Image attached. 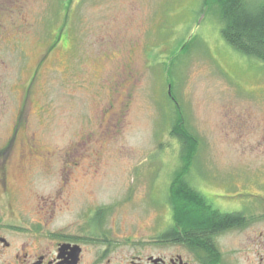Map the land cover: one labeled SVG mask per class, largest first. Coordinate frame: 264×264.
<instances>
[{"label":"rangeland","instance_id":"rangeland-1","mask_svg":"<svg viewBox=\"0 0 264 264\" xmlns=\"http://www.w3.org/2000/svg\"><path fill=\"white\" fill-rule=\"evenodd\" d=\"M219 16L204 0H0V147L20 124L13 163L28 141L39 160L12 164L0 192L37 220L61 189L58 225L102 206L118 236L157 235L182 164L178 107L199 140L192 186L260 204L264 63L224 39Z\"/></svg>","mask_w":264,"mask_h":264},{"label":"flooded vegetation","instance_id":"flooded-vegetation-1","mask_svg":"<svg viewBox=\"0 0 264 264\" xmlns=\"http://www.w3.org/2000/svg\"><path fill=\"white\" fill-rule=\"evenodd\" d=\"M115 117L113 124L118 127V112ZM20 127L16 125L0 147V184L5 190L12 164L22 173H34L39 167L31 141L26 146L20 142L22 152L17 162L12 161ZM68 165L73 171L79 163ZM10 193L0 192V264H264V197L258 194L260 204L251 206L245 194L212 197L199 192L206 203L201 207L212 219L206 223L211 230L194 239L188 224L176 219L170 199L168 221L160 233L118 236L115 227L108 228L104 214L109 211L102 206L81 220L56 224L53 218L61 208L59 202L65 201L61 189L54 192L51 204H39L37 220L27 219L32 218L29 211L17 210ZM235 233L240 235L230 240Z\"/></svg>","mask_w":264,"mask_h":264},{"label":"trees","instance_id":"trees-1","mask_svg":"<svg viewBox=\"0 0 264 264\" xmlns=\"http://www.w3.org/2000/svg\"><path fill=\"white\" fill-rule=\"evenodd\" d=\"M210 3L217 4L224 39L235 49L264 63V1L253 4L248 0H204L205 5ZM64 29L65 26H62L58 31L56 44L61 41ZM176 112L171 133L182 143V164L173 175L169 199L176 219L186 222V229L192 232L189 235L196 239L201 234L203 237L208 235L207 232H210L211 228L206 223L212 219L207 217L208 213L201 207L206 204L204 197L187 178L199 150V140L187 127L178 107Z\"/></svg>","mask_w":264,"mask_h":264}]
</instances>
